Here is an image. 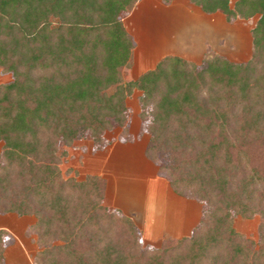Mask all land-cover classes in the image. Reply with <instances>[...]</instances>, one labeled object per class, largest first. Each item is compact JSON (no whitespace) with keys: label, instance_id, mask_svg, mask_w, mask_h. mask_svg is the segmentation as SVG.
I'll return each mask as SVG.
<instances>
[{"label":"trees","instance_id":"16d2710c","mask_svg":"<svg viewBox=\"0 0 264 264\" xmlns=\"http://www.w3.org/2000/svg\"><path fill=\"white\" fill-rule=\"evenodd\" d=\"M137 1L0 0V69L12 75L0 84V214L34 217V264H264V0H189L228 23L257 16L247 60L168 54L122 82L135 48L122 17ZM135 90L145 157L202 203L191 234L159 246L103 205V177L60 168L75 141L99 149L115 127L132 140ZM257 214V241L234 229L235 215ZM9 237L0 228V264Z\"/></svg>","mask_w":264,"mask_h":264},{"label":"rangeland","instance_id":"374dc122","mask_svg":"<svg viewBox=\"0 0 264 264\" xmlns=\"http://www.w3.org/2000/svg\"><path fill=\"white\" fill-rule=\"evenodd\" d=\"M137 12L138 15L141 13L139 10ZM138 15H134L130 22L137 32L141 30L143 39H140L141 36H135L138 38V49L134 54V69L130 74L129 67L123 68L122 82L153 67V63L164 54L166 49L173 55L195 63H199L203 53L210 49L231 61H245L250 56V36H240V33L236 32V27L227 23L221 13L214 15L213 23L197 17L189 20L178 10H173L171 14L169 11L168 14H161L160 9L148 8L143 15L140 17ZM125 17L126 15H123V18ZM135 19L136 25L133 21ZM153 19H160V25L162 22L170 25L167 44L163 39L158 41V36H152L154 38L150 40L151 36H148V32L145 36L143 30L149 31L151 24L158 27ZM256 19L257 16H253L249 19H240L238 22L253 27ZM207 29L214 31L215 36H212L211 32H209L211 36H207ZM132 33L134 34V31ZM147 57L150 60H146ZM11 80V73L0 69V84ZM139 94V91L135 90L126 99L131 141L125 140V135L121 136L120 127L104 133L107 143L99 149H96L88 138L75 141L66 148L68 156L60 164V168L64 176H74L77 179H83L88 174L103 177L106 182L103 205L109 211L118 209L129 216L124 208L128 206L129 214H134L138 218L142 216L143 219L138 221V224L143 221L141 229L134 222L140 231L141 245L159 246L160 240L165 237L189 236L201 216L202 203L180 195L172 198L170 189L163 195L162 186L163 184L167 186L168 183L152 177L157 167L144 159L143 153L148 136L139 118ZM1 146L2 142H0V151ZM260 220L258 214L251 218L235 215L233 227L247 239L257 241ZM33 222V216H18L16 213L0 214V228L10 236L6 241L8 244L4 253L5 264H34L33 256L39 247L35 234L28 230V226Z\"/></svg>","mask_w":264,"mask_h":264},{"label":"crops","instance_id":"0c3cea01","mask_svg":"<svg viewBox=\"0 0 264 264\" xmlns=\"http://www.w3.org/2000/svg\"><path fill=\"white\" fill-rule=\"evenodd\" d=\"M148 8H153V9H160V13L161 14H168V11L170 12V14L172 13V11L173 10H178V11H180L181 12V14L182 15H185V17H187V18H189V20L192 18V17H197L198 19L200 18L201 20L203 19V21L205 20L206 22H211V23H213L215 20H214V15L216 14V13H219V12H216V13H212V14H207V13H204V12H202L199 8H197L196 6H194L193 4H191L190 2H189V0H172L171 2H169V3H164L163 1H161V0H138L136 3H135V5H134V7L132 8V10L131 11H129L128 13H126V14H124V15H126V17L125 18H123L122 17V20H123V23H124V26H125V28H126V30L128 31V33L132 36V38H133V40H134V42H135V48H134V51H133V59H135L134 58V54H135V52H136V49H138L137 47H138V38H136L135 36H141V30H138L139 32H137L136 31V29H134V27L132 28V24H131V22H130V19L135 15H138V10L139 11H141V13L138 15V17H140L141 15H143L144 14V11L146 10V9H148ZM223 15V14H222ZM224 17V16H223ZM164 18V17H163ZM224 20H225V18H224ZM240 19L238 18V19H235L233 22H231V23H229V24H231L232 25V27H236L235 29H237L236 30V32H239L240 33V36H250V38H251V34H250V29L252 28V27H250V26H247V24H243L242 22H238ZM134 21V25H136V19L135 20H133ZM154 23L156 22V24L158 25V27H156V26H154V24H151V28H150V30L149 31H144L143 30V32H144V34H145V36H146V33L148 32V36H151V38H150V40L152 39V38H154V37H152V36H158V41H160V40H165L166 41V44H167V38H168V31H169V28H170V25H167V23L165 24V23H163L162 22V24L160 25L159 24V22H160V19H153L152 20ZM226 21V20H225ZM167 22V21H166ZM228 23V22H227ZM168 27V28H167ZM133 29V30H132ZM134 31V34H136V35H134L132 32ZM207 31H208V33H207V36H211V34H212V36H215V32L214 31H211L210 29H207ZM150 32V33H149ZM209 32H211V34L209 33ZM162 36V37H161ZM166 36V37H165ZM160 38V39H159ZM140 39H143V37L141 36V38ZM157 41V42H158ZM168 46V45H167ZM168 49H166L165 50V52H164V54L161 56V57H163V56H165V55H168V54H172V53H169L170 51H167ZM251 52V51H250ZM204 54V53H203ZM146 56V55H145ZM203 56V55H202ZM149 57V56H148ZM148 57H147V59L146 60H150V59H148ZM161 57H159V59L161 58ZM202 58V57H201ZM159 59H157V61L159 60ZM157 61H155L153 64V67L155 66V64L157 63ZM153 67H151V68H153ZM151 68H149V69H151ZM134 69V62L132 63V65H131V67L129 68V72H130V74H131V70H133ZM146 70H148V69H146ZM146 70H143V71H146ZM142 71V72H143ZM142 72H140V73H142ZM139 73V74H140ZM138 74V75H139ZM138 75H136L135 77H132V79H135ZM144 154V153H143ZM144 159L146 160V161H148V163L150 162L149 160H147V158L145 157V155H144ZM143 162V161H142ZM143 163H145V162H143ZM147 163V162H146ZM151 163V162H150ZM152 164V163H151ZM145 165H147V164H145ZM153 165V164H152ZM154 166V165H153ZM145 168V167H144ZM143 172H145L144 170H143ZM154 175V176H153ZM153 175H152V177L153 178H155V179H157V180H164L166 183H168L167 182V180L166 179H164L163 177H160L159 175H157V170H156V173L154 172L153 173ZM164 183V182H163ZM168 189H170V197H172V198H174V197H177V194H175L172 190H171V188L169 187V184L167 185V186H165L164 184H163V186H162V190L161 191H163L164 193H163V195L164 194H166L167 192L166 191H168ZM107 191V190H106ZM166 192V193H165ZM121 205V204H120ZM122 206V205H121ZM122 208V207H121ZM125 209H126V211H125V213H127L133 220H134V222L139 226V228L141 229V224L143 223V221H142V223L141 224H138V221H139V219L140 220H142L143 219V217L142 216H140V218H138V216H136V215H134V214H129L128 212H127V210H128V206H125L124 207ZM137 210H139V209H137ZM124 211V210H123ZM142 213V212H141ZM161 241V240H160ZM149 245H151V246H154V245H152V244H149Z\"/></svg>","mask_w":264,"mask_h":264}]
</instances>
